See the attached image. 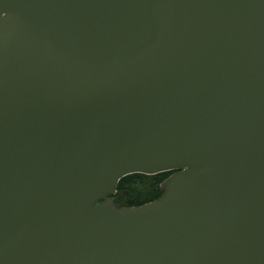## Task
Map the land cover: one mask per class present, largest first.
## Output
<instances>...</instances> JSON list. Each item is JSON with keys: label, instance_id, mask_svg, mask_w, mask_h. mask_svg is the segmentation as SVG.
I'll list each match as a JSON object with an SVG mask.
<instances>
[{"label": "water", "instance_id": "obj_1", "mask_svg": "<svg viewBox=\"0 0 264 264\" xmlns=\"http://www.w3.org/2000/svg\"><path fill=\"white\" fill-rule=\"evenodd\" d=\"M0 264H264V0H0Z\"/></svg>", "mask_w": 264, "mask_h": 264}, {"label": "trees", "instance_id": "obj_2", "mask_svg": "<svg viewBox=\"0 0 264 264\" xmlns=\"http://www.w3.org/2000/svg\"><path fill=\"white\" fill-rule=\"evenodd\" d=\"M171 172H159L154 175L140 173L128 174L120 178L115 188V202L119 207L145 204L162 195L160 183Z\"/></svg>", "mask_w": 264, "mask_h": 264}]
</instances>
